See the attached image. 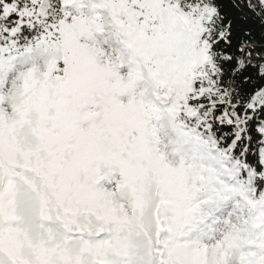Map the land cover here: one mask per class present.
<instances>
[{"label":"snow or ice","instance_id":"6c2138e0","mask_svg":"<svg viewBox=\"0 0 264 264\" xmlns=\"http://www.w3.org/2000/svg\"><path fill=\"white\" fill-rule=\"evenodd\" d=\"M0 264H264V0H0Z\"/></svg>","mask_w":264,"mask_h":264}]
</instances>
